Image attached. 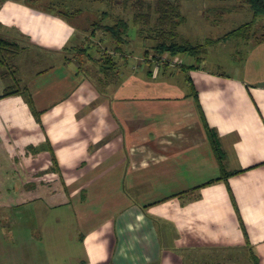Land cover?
Segmentation results:
<instances>
[{
  "label": "crops",
  "instance_id": "crops-1",
  "mask_svg": "<svg viewBox=\"0 0 264 264\" xmlns=\"http://www.w3.org/2000/svg\"><path fill=\"white\" fill-rule=\"evenodd\" d=\"M0 36L17 44L0 66V264H264V41L234 73L157 67L29 0L0 1Z\"/></svg>",
  "mask_w": 264,
  "mask_h": 264
},
{
  "label": "rangeland",
  "instance_id": "rangeland-1",
  "mask_svg": "<svg viewBox=\"0 0 264 264\" xmlns=\"http://www.w3.org/2000/svg\"><path fill=\"white\" fill-rule=\"evenodd\" d=\"M137 1L130 0L126 3L124 0H38L40 2L39 5L42 7H53L55 11L69 15L82 34L91 37L94 35L93 42L88 43L92 47L98 46L97 42L106 46L109 45V41H116L112 32L105 27L116 25L122 19L127 21L130 25L128 36H126L127 43L125 41L121 42L120 48L135 51L136 56H138L137 59L143 62L146 61L144 54L147 52L151 55H147V57L151 58L157 67L161 64L178 66L188 61H194L202 63V66L208 69L234 73L235 68L246 58L250 48L253 47L252 45H255L257 40L264 36V16H260L251 30L252 37L250 41L230 39L209 45L207 49L209 52L204 55L206 58L202 62H198L197 58L189 54L180 55L184 62H180V60L173 58L169 54L158 56L154 49L158 40L147 38L148 31L140 33L139 29L141 25L134 20L135 9L133 5ZM145 4L146 8L148 5H151L152 21L155 23L158 16L155 11L157 7L156 0H145ZM180 7L186 19L177 28L179 40H190L193 43L207 45L209 39H220L229 31L254 19L253 9L248 5H241L239 0H181ZM77 10L80 11L75 12ZM94 27L96 29L95 34L92 33ZM108 39L109 41H107ZM143 40L149 50L145 47V49L142 48ZM92 53L95 54L96 50L91 51V55L94 56ZM0 176H3V172H0ZM11 191H14V187H11ZM38 207L40 208L39 216H43L41 223L49 225L51 221H54V219L45 217L46 215L44 214L45 207H48V202H41ZM59 211H63L62 207L55 209V212ZM37 216L35 214L34 234L40 232L43 234L42 225ZM59 224H57L58 227ZM57 226L56 229H58Z\"/></svg>",
  "mask_w": 264,
  "mask_h": 264
},
{
  "label": "trees",
  "instance_id": "trees-1",
  "mask_svg": "<svg viewBox=\"0 0 264 264\" xmlns=\"http://www.w3.org/2000/svg\"><path fill=\"white\" fill-rule=\"evenodd\" d=\"M3 1V0H0ZM32 3L39 4L38 0H29ZM118 1V0H112ZM130 0H124V2L128 3ZM181 0H156L157 7L155 9L156 13L158 14L156 18V22L153 23V15L151 10V5H148L147 8L145 7V0H138L136 4L133 5L135 9L134 20L140 24L141 28L139 29L140 33L148 31L147 38L156 39L158 40L157 44L154 46L156 54L158 56H162L165 54H169L172 57L181 54H189L190 56H194L197 58L198 62H202L204 59V55L208 53V46L219 43L220 41H227V40H245L250 41L252 34L251 30L253 26L257 23L258 18L260 16H264V0H239L241 5H248L254 11V19L250 22L244 23L239 27L229 31L220 39H209L206 44L203 43H193L190 40H179V34L177 28L185 21V16L182 14L181 7H180ZM52 9L54 12L58 13L59 15H69L55 11L53 7L49 8ZM77 10L75 12H79ZM70 18V17H69ZM107 30L112 32L114 35L115 40L120 44L121 42H126V36H128V30L130 25L125 20H120L119 23L113 26H106ZM93 34L96 33V29L94 27ZM264 41L263 38L257 40V43ZM17 48V44L7 40L6 38L0 36V66L3 68V75L5 78L10 77L13 74L12 67L9 65V59L12 54H14ZM86 50V49H85ZM155 54V56H157ZM105 62L108 60H113L111 55H105ZM108 59V60H107ZM106 66L107 64L104 63ZM196 65H189L188 67H195ZM184 67H187L184 65ZM188 81L190 83L192 94L195 98L199 101L197 89L190 77H188ZM15 87L9 88L7 94L15 93ZM202 111V110H201ZM203 114V112H202ZM203 119L205 121V125L211 139L213 148L219 159V162L222 167L223 176L221 178H227L229 175L237 173L238 171H226L224 167V153L218 143L216 133L213 128L209 126L206 122V118L203 114Z\"/></svg>",
  "mask_w": 264,
  "mask_h": 264
}]
</instances>
